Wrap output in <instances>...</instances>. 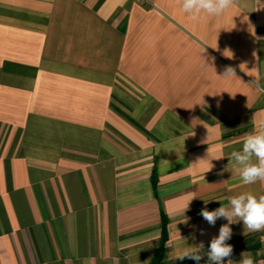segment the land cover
Masks as SVG:
<instances>
[{"label": "crops", "instance_id": "crops-1", "mask_svg": "<svg viewBox=\"0 0 264 264\" xmlns=\"http://www.w3.org/2000/svg\"><path fill=\"white\" fill-rule=\"evenodd\" d=\"M260 121L264 0H0V264H152L163 237L159 264H195L227 223L200 210L264 194L226 169ZM230 226L264 264V232Z\"/></svg>", "mask_w": 264, "mask_h": 264}, {"label": "clouds", "instance_id": "clouds-1", "mask_svg": "<svg viewBox=\"0 0 264 264\" xmlns=\"http://www.w3.org/2000/svg\"><path fill=\"white\" fill-rule=\"evenodd\" d=\"M234 2L235 0H179L181 11L193 20L222 16ZM233 75H235L234 69L230 66L226 67L223 77ZM241 145L240 150L230 153L228 157L230 163L226 169L231 164L244 185L264 182V121L254 124L252 131L243 137ZM212 167L210 163V170ZM219 202L221 204L219 208L210 211L205 206L200 210L199 215L213 227L218 219H225L227 223L220 226L218 235L212 237L206 251L201 252V249H204V244L201 242L199 246L185 248L182 254L177 256V260L189 259L195 264H200L206 256L205 264H225V261L226 264H237L231 259L233 246L227 243L233 235L230 225L242 222L244 235L264 232V194L257 195L245 191L227 197V204ZM200 231L201 235L205 234L204 230ZM261 241L264 242V237H261ZM238 264H256V262L250 253L243 252Z\"/></svg>", "mask_w": 264, "mask_h": 264}, {"label": "trees", "instance_id": "trees-1", "mask_svg": "<svg viewBox=\"0 0 264 264\" xmlns=\"http://www.w3.org/2000/svg\"><path fill=\"white\" fill-rule=\"evenodd\" d=\"M161 241H162V242H161V246L159 247V251H158V253H157V256H156V258H155V260L153 261L152 264H159V262H160L161 252H162V248H163L162 243L164 242V237L162 238Z\"/></svg>", "mask_w": 264, "mask_h": 264}]
</instances>
